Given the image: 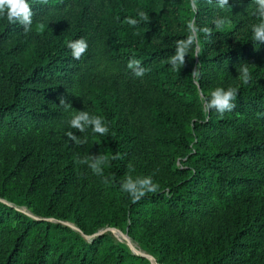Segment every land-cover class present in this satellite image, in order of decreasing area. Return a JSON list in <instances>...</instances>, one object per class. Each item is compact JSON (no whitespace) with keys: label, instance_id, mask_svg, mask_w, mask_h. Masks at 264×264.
Returning a JSON list of instances; mask_svg holds the SVG:
<instances>
[{"label":"trees","instance_id":"1","mask_svg":"<svg viewBox=\"0 0 264 264\" xmlns=\"http://www.w3.org/2000/svg\"><path fill=\"white\" fill-rule=\"evenodd\" d=\"M27 2L29 32L0 17V264H153L109 233L85 238L106 226L127 231L158 264H264V44L253 39L254 0L224 9L197 0L195 10L191 0ZM139 11L149 21L124 22ZM189 21L212 33L173 70L167 61ZM80 38L88 47L77 60L67 44ZM132 58L142 77L127 68ZM216 87L238 89L223 116L201 103ZM61 97L109 132L70 128ZM100 154L109 157L103 176L76 162ZM126 174L151 176L160 190L132 203L120 190Z\"/></svg>","mask_w":264,"mask_h":264},{"label":"clouds","instance_id":"2","mask_svg":"<svg viewBox=\"0 0 264 264\" xmlns=\"http://www.w3.org/2000/svg\"><path fill=\"white\" fill-rule=\"evenodd\" d=\"M41 3L46 4L48 0H40ZM207 4L212 5L213 0H206ZM256 5L255 11L252 13L257 17L259 23L252 25L253 39L256 42L264 44V0H254ZM215 5L220 9H224L226 6L229 7V0H215ZM191 6L195 10L197 7V0H191ZM32 10L27 0H0V17H6L9 23H19L24 32L27 33L31 29L32 25ZM139 19L127 18L124 22L130 26H136L141 21H149V16L144 11L138 12ZM225 19H216L214 25L217 30L222 29L225 25ZM43 28V25H40ZM189 35L184 40L176 42L175 54L167 61L173 68L178 69L180 66L185 64V57L193 45L199 43V34L201 32L204 35L210 36L212 29L208 27L198 28L194 21H189L187 24ZM67 47L71 50V54L74 59H80V57L87 50V42L80 38L75 41H69ZM127 68L130 69L135 76L142 77L147 69L141 66V61L132 58L128 61ZM192 76L198 77V66L193 70ZM239 79L243 84H247L251 79L248 64H241L239 68ZM238 89L234 87H216L210 90L207 96L202 99V107L205 113L215 110L220 116H223L225 112L232 111L236 105L233 101L236 100ZM60 106L65 111H71L70 119L67 121L68 125L72 129H76L80 133H85L89 128L94 134L106 135L109 132V127L100 116L91 115L88 111H76L72 108L71 104L66 100L60 98ZM66 136L70 141L76 145H83L86 143V138L81 139L73 132L69 131ZM120 154L117 153L111 157L112 160L119 159ZM81 165H87L91 169L94 175L103 176V168L109 162V157L104 154L98 156L88 155L84 158H79L76 161ZM129 173L134 171V168L130 164ZM105 183H108V178H105ZM120 190L127 193L132 203H138L144 196L149 193H157L160 190L158 183H155L151 176L136 177L135 179L131 174H126L125 178L120 184Z\"/></svg>","mask_w":264,"mask_h":264},{"label":"rangeland","instance_id":"3","mask_svg":"<svg viewBox=\"0 0 264 264\" xmlns=\"http://www.w3.org/2000/svg\"><path fill=\"white\" fill-rule=\"evenodd\" d=\"M19 209L23 210L25 213L31 215L32 217H34V215L30 212L29 209H27L26 207H18ZM62 223H65V224H68L70 225L72 228L78 230V228L71 222H62ZM100 230L101 233L100 234H103V233H109L110 235L113 236V238L117 241H119L120 243H122L123 245H125L127 247V249L133 253V254H136V255H141V256H144V257H147L153 264H158L155 262V260L153 259V257L151 256V254H149L145 249H143V247L136 241H134L133 239H131L126 232L124 231H121L117 228H114V227H109V226H106V227H103L101 229H99L97 232H99ZM96 233V232H95ZM94 233V234H95ZM93 234V235H94ZM85 236V238L87 240H92L94 237L98 236V235H95V236ZM125 235L127 236V238L129 239H126L125 238ZM93 236V237H92ZM92 237V238H91Z\"/></svg>","mask_w":264,"mask_h":264},{"label":"water","instance_id":"4","mask_svg":"<svg viewBox=\"0 0 264 264\" xmlns=\"http://www.w3.org/2000/svg\"><path fill=\"white\" fill-rule=\"evenodd\" d=\"M101 231H102V230H100L99 232H96L93 236H95V235H100ZM125 232L127 233V231H125ZM93 236H92V237H93ZM92 237H91V238H92Z\"/></svg>","mask_w":264,"mask_h":264},{"label":"bare ground","instance_id":"5","mask_svg":"<svg viewBox=\"0 0 264 264\" xmlns=\"http://www.w3.org/2000/svg\"><path fill=\"white\" fill-rule=\"evenodd\" d=\"M125 238L128 239L126 235H125ZM128 240H129V239H128Z\"/></svg>","mask_w":264,"mask_h":264}]
</instances>
